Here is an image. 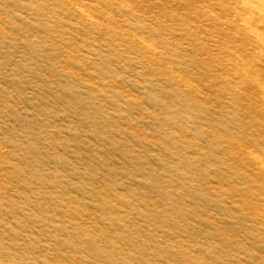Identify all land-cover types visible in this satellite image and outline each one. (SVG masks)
<instances>
[{
	"label": "rangeland",
	"instance_id": "obj_1",
	"mask_svg": "<svg viewBox=\"0 0 264 264\" xmlns=\"http://www.w3.org/2000/svg\"><path fill=\"white\" fill-rule=\"evenodd\" d=\"M0 264H264V0H0Z\"/></svg>",
	"mask_w": 264,
	"mask_h": 264
}]
</instances>
